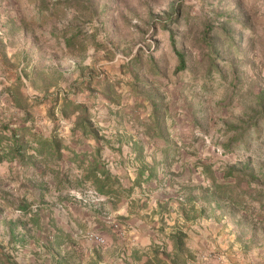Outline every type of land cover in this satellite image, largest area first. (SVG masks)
I'll return each mask as SVG.
<instances>
[{
    "label": "rangeland",
    "instance_id": "374dc122",
    "mask_svg": "<svg viewBox=\"0 0 264 264\" xmlns=\"http://www.w3.org/2000/svg\"><path fill=\"white\" fill-rule=\"evenodd\" d=\"M81 1L84 5L82 12L70 8L64 15L58 14L52 19L34 10V5H22L15 13L27 21L25 36L30 34L39 42L36 44L32 40L29 43L38 45L37 50L42 53L43 59L47 62L53 59L54 64L51 65L64 71L61 90L72 86L76 88L77 84L74 83H80L92 75L119 74L121 65L135 54L146 58L145 62L149 65L150 55L169 77L178 66L175 50L185 59L184 68L175 76L173 74L170 83L167 81L166 86L162 85V91L166 94L165 102L172 115L168 122H173L170 133L177 147L175 161L168 169L157 166V178L150 181L145 189L150 195L147 205L132 207L129 215H159L160 218V213L154 209L156 206L152 205L153 196L156 195L161 201L171 197L163 222L154 220L158 227L171 225L173 215L179 212L178 206L174 205L182 195L181 185L192 189L195 185H209V178L202 171L203 163L211 166L216 177L221 176L225 166L238 167L249 162L255 170L264 167V132L259 136L256 132H253L254 135L246 132L245 140L235 141L234 149L230 151L221 146L232 136V132L227 133V127L251 123L252 115L256 114L253 110H258L257 93H262L261 104L264 105V0ZM21 2L27 3L29 0ZM3 3L5 9L13 4L19 7L17 0H3ZM68 26L81 31L77 48H65L63 37L56 36ZM211 43L218 47L216 55L219 71L213 72V80L204 87L200 75L206 70L207 61H203V54ZM148 64L144 65L142 60L136 68L148 71ZM43 77L49 79L54 76ZM164 82L166 79H161V84ZM119 89L126 88L122 86ZM56 90L51 88L47 93ZM162 91L159 90L161 96ZM85 93L73 97L83 101ZM28 95L38 96L33 93ZM39 96L43 99L45 92ZM145 105L139 108L140 118L149 115L148 104ZM47 109L46 102L40 105L36 117V123H39L36 131L45 136L49 135L51 126ZM1 114L5 113L2 111ZM259 122L264 123V119ZM161 145L159 141L150 144L151 162L146 157L148 163L159 161ZM131 162L137 167L132 158ZM118 164V161H114L108 167L116 169ZM125 171L126 174L121 173V176L128 175V171ZM67 178L71 183L74 181L73 177ZM261 181L259 186L264 190V178L261 177ZM250 188L256 189L257 186L251 183ZM48 190L44 195V215H51V205H46V202L51 200L52 191ZM82 192L69 191L65 185L60 190L59 199L68 202L74 198L81 208L83 203L78 201H83ZM192 193L200 194L197 188ZM17 195L19 189L15 192L14 188L7 187V196L12 197L10 201L16 202ZM33 199L34 193L30 191L27 202ZM61 204L63 206L59 207L58 214L67 215L65 212H69V205ZM204 204L200 199L195 205L199 208ZM220 204L222 206L206 208L201 215L204 219H198V224L194 225L195 217L187 221L189 225H185V220L184 225L180 224L183 230L184 226L187 227L190 234L189 248L192 247L193 252H196V259L190 260L191 264H264V220L259 216L264 215V207L255 204L251 213L240 211L231 217L223 203ZM9 206L7 213L12 215L15 206ZM30 208L35 212L34 203ZM196 216L201 218L200 215ZM202 232L200 241L196 235ZM89 245L94 244L89 242Z\"/></svg>",
    "mask_w": 264,
    "mask_h": 264
},
{
    "label": "trees",
    "instance_id": "16d2710c",
    "mask_svg": "<svg viewBox=\"0 0 264 264\" xmlns=\"http://www.w3.org/2000/svg\"><path fill=\"white\" fill-rule=\"evenodd\" d=\"M17 1L21 6L34 5V10L36 9L40 14L45 13L46 18L51 19L58 14L64 15L70 8L77 12H82L84 8L81 0H29L27 3L21 2L22 0ZM4 5L3 0H0V6L4 7ZM14 20L13 17L11 22ZM20 20L24 23L17 25L14 32L18 31L22 24L24 26L27 24L24 19L20 18ZM80 35L81 31L68 26L56 36L63 37L65 48L74 49L80 44ZM217 51L218 47L211 43L208 51L203 54V61H207V68L200 75L204 87L213 80V72L219 71ZM175 53L178 66L173 73L174 76L185 66L183 55L177 50ZM149 57L150 65L147 61L145 62L146 58L135 54L121 65L119 74L92 75L82 79L80 83H74V85L77 84L76 88L73 86L64 90L57 88L51 94L46 90L43 99L38 96L25 95L21 90L23 81L19 77L13 87L7 84L6 87L4 83L8 81V77L2 76L0 95L5 92L6 106L0 108L10 115L7 120L5 117L0 119V162L16 160L26 169L32 167V175L38 174L42 177L52 175L53 181L56 182V189L71 184L67 176L68 166L73 164L75 169L82 173L80 181L88 182L94 191L112 198L113 206L117 205L122 198L130 196L135 186L142 188V184L155 180L159 171L157 166L168 169L175 161L177 147L170 133V125L173 122H168L172 115L165 102L166 94L162 91V85L166 86L168 82L170 83L173 74L169 77L165 69L159 67L154 59L151 57L149 59ZM142 60L144 65H149L148 71L136 68ZM56 73L59 79L63 78L61 72ZM144 73L145 75L142 76ZM221 76L225 78L223 74ZM161 79H166V82L161 84ZM122 86L126 89H119ZM159 90L163 92L162 96ZM85 91L87 92L85 100L78 101L73 97ZM262 99V93H257L258 110H253L256 114L252 115L251 123L246 122L244 126L227 127V133L232 132V136L222 143L221 146L224 149L233 150L234 142H242V139L244 141L246 132L248 135H254L253 132H256L257 136L264 132V123L259 122L260 119H264ZM45 102L48 104L47 117L51 125L47 136L38 134L35 129L37 108ZM146 103L149 115L140 118L139 108L146 107ZM18 113L20 116L14 115ZM106 123L108 124L105 125ZM12 124L16 126L11 127ZM111 125L113 127L111 132L114 136L108 137L105 130H109ZM133 129H138V131H133ZM78 137L82 141L92 140L93 150L90 152L77 151L70 143ZM155 141L162 144L161 158L158 162L153 160L152 163H148L145 147ZM123 144H129L132 160L137 164L136 176L129 187L122 185L116 173L108 167V162L101 157L104 147L121 152ZM64 164L67 165L64 166ZM201 167L203 173L209 178V185L201 184L193 187L199 190V196L192 193V188L181 185L183 192L180 196H183V200L179 202L178 211L184 215L185 222L196 215H203L206 208L210 206H222L220 202L223 203L224 208L228 209L231 217L240 211L251 213L255 204L261 208L264 207V190L259 186L262 182L261 177L264 178V167L255 170L249 162L238 167L225 166L220 177L215 176L209 164L203 163ZM251 183H255L257 188H250ZM47 192L48 189L44 188L40 197H44ZM200 199L205 204L197 208L195 204ZM169 200L171 197L157 201L156 210L161 215V222L164 220L163 215L167 211ZM32 204V202L19 200V209L24 215H38L30 208ZM146 205L147 199H132L129 203L131 208L136 206L142 208ZM259 216L264 220V215ZM29 221L33 225L36 223L34 217H31ZM166 237L172 243V250L170 252L162 250L161 255L157 249L152 250V260L145 264H187L189 260L196 258L189 248L188 233L182 227H176ZM44 238V244L47 245L51 244L52 238H55L56 244H63L68 239L72 240L71 236L63 231L56 235L55 233L54 235L45 234ZM3 248L0 242V251L7 258V252Z\"/></svg>",
    "mask_w": 264,
    "mask_h": 264
},
{
    "label": "crops",
    "instance_id": "0c3cea01",
    "mask_svg": "<svg viewBox=\"0 0 264 264\" xmlns=\"http://www.w3.org/2000/svg\"><path fill=\"white\" fill-rule=\"evenodd\" d=\"M20 6L16 7L13 4L8 8L6 6V9L0 6V77H8L10 87L16 84L19 77L23 81L21 90L25 95L33 93L39 96L51 88H60L64 79H59L56 72H61V76L64 77V71H60L56 65H51L54 64L52 63L53 59L49 60V63L43 59L42 53L37 50L38 45L36 44L39 42L30 34L25 36L26 25L22 24L21 28L14 32L15 27L22 22L20 17L15 15ZM13 17L15 20L11 22ZM32 40L36 44H30L29 41ZM48 75L54 77L49 79L43 77ZM42 79L45 81L42 82ZM2 93L4 96L5 92ZM3 96L0 95V104L6 106V99ZM1 113L2 109L0 108ZM4 116L6 120L9 117L5 112L0 115V119H3ZM111 128L105 130L108 137L114 136ZM29 139L32 140L30 136ZM70 144L77 151L90 152L94 147L92 140L82 141L80 137ZM112 145L117 146L113 143ZM151 149L152 146L146 145L145 153L149 162H151V154L149 155ZM101 157L110 165L114 161L116 163L118 161L120 164L112 171L116 173L124 187L132 185L136 176V167L131 162L132 155L129 144H123L121 152L104 147ZM66 165L64 164V166ZM68 167L69 171H76L75 174L68 171L67 177L74 179L68 186L69 191H83V201H78V203H83L81 208L79 205L77 206L74 198L68 202L60 201L61 188H55L56 182L53 181L52 175H50L51 177L32 175V167L26 169L16 160L0 162V242L4 246L3 250L7 252L6 258L0 251V264H145L151 262L152 250L157 249L160 255L162 250L167 252L172 250V243L166 235L173 232L176 227H182L180 224L184 225L185 217L181 212L177 211L178 214L173 215L171 225H161V227H158L154 221L160 220L159 215H129L131 212L129 203L132 199H147L148 203L150 195L145 189L148 188L149 183L142 184V188L135 186L130 196L122 198L117 205L113 206L112 198L97 193L88 182L80 181L82 173L74 170L73 164ZM125 170L128 171V175L121 176V173L126 174ZM7 187L14 188L15 192H18L19 189L16 202L9 200L12 197L7 196ZM44 188L52 191L51 200L46 202V205H51V215H44L45 201L43 196L40 197ZM30 191L34 193V199L31 202L34 203L35 212L38 215H20L22 211L19 209V200L27 201ZM70 196L73 197V195ZM153 197H151V199L153 198L152 205L156 206L157 201L161 199L156 195ZM182 198L183 196H180L174 207L179 206ZM61 203H64V206L69 205V209L67 208L69 212H65L67 215L58 214L59 207L63 206ZM10 204L15 206L13 209L15 213L12 212V215L7 213ZM82 209L83 211H81ZM31 217L36 219L34 225L29 221ZM198 219H204V217L196 216L194 225L198 224ZM185 225H189V223L187 222ZM184 227L188 233L187 227ZM60 231L68 233L72 240L68 239L63 244H56L55 238H52L51 244H44L45 234L52 233L54 235L55 233L56 235ZM88 231L102 234L105 237V244L101 246L85 239V234ZM202 235L203 232L198 233L196 238L201 241ZM188 236L190 237L189 233ZM89 242L94 245H89ZM197 247L198 245H196ZM190 248V251L196 254L192 247ZM191 262L189 260L187 264H191Z\"/></svg>",
    "mask_w": 264,
    "mask_h": 264
},
{
    "label": "built area",
    "instance_id": "2783aa9c",
    "mask_svg": "<svg viewBox=\"0 0 264 264\" xmlns=\"http://www.w3.org/2000/svg\"><path fill=\"white\" fill-rule=\"evenodd\" d=\"M5 96L6 95H4L3 97L5 98ZM3 102H4V99H3ZM1 106H2V104H1ZM37 124H39V123H36L35 124V129H37L38 127H39V125H37ZM16 125L15 124H12L11 125V127H15ZM86 238L89 240V241H93L94 243H96L97 245H104L105 244V237L102 235V234H100V233H98V232H96V231H88L87 233H86Z\"/></svg>",
    "mask_w": 264,
    "mask_h": 264
}]
</instances>
